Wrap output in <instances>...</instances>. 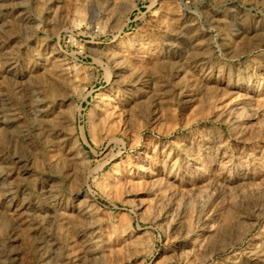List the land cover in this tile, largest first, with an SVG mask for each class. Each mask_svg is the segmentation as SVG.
<instances>
[{
	"label": "rangeland",
	"instance_id": "374dc122",
	"mask_svg": "<svg viewBox=\"0 0 264 264\" xmlns=\"http://www.w3.org/2000/svg\"><path fill=\"white\" fill-rule=\"evenodd\" d=\"M0 264H264V0H0Z\"/></svg>",
	"mask_w": 264,
	"mask_h": 264
},
{
	"label": "bare ground",
	"instance_id": "6f19581e",
	"mask_svg": "<svg viewBox=\"0 0 264 264\" xmlns=\"http://www.w3.org/2000/svg\"><path fill=\"white\" fill-rule=\"evenodd\" d=\"M239 31V30H238ZM236 32V31H235ZM169 49V48H168ZM166 53H168V52H166ZM167 55V54H166ZM172 56V55H171ZM174 57V56H173ZM173 59V58H172ZM188 64V63H187ZM176 65V64H175ZM184 65H186V64H184ZM177 66V65H176ZM174 67V66H173ZM189 67V66H188ZM177 67H175V71L178 73V69H176ZM186 68H187V66H186ZM201 68H202V65H201ZM175 76H177V74L175 75ZM188 100V99H187Z\"/></svg>",
	"mask_w": 264,
	"mask_h": 264
}]
</instances>
